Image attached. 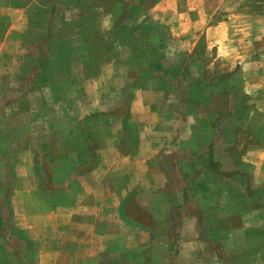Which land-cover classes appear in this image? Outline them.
Here are the masks:
<instances>
[{
  "label": "crops",
  "instance_id": "obj_1",
  "mask_svg": "<svg viewBox=\"0 0 264 264\" xmlns=\"http://www.w3.org/2000/svg\"><path fill=\"white\" fill-rule=\"evenodd\" d=\"M0 264H264V0H0Z\"/></svg>",
  "mask_w": 264,
  "mask_h": 264
}]
</instances>
